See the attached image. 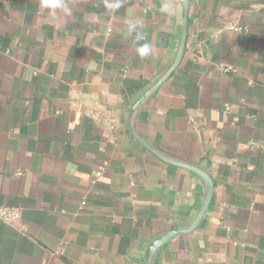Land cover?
Returning a JSON list of instances; mask_svg holds the SVG:
<instances>
[{"label":"crops","instance_id":"crops-1","mask_svg":"<svg viewBox=\"0 0 264 264\" xmlns=\"http://www.w3.org/2000/svg\"><path fill=\"white\" fill-rule=\"evenodd\" d=\"M68 2L70 17L0 0V204L19 209L0 223V264H126L200 196L190 173L124 126L127 102L166 58L179 2ZM188 2L184 56L139 129L194 160L211 150L216 185L207 226L177 237L165 264H264V0ZM132 18L145 40L126 35ZM233 20L248 31L223 28ZM144 42L153 54L142 59Z\"/></svg>","mask_w":264,"mask_h":264},{"label":"water","instance_id":"water-1","mask_svg":"<svg viewBox=\"0 0 264 264\" xmlns=\"http://www.w3.org/2000/svg\"><path fill=\"white\" fill-rule=\"evenodd\" d=\"M180 8L174 17L169 49L164 62L154 75L141 86L127 102L124 110V126L128 134L160 162L190 173L200 185L197 206L190 216L168 218L167 223L153 232L149 240L133 251L126 264H165L169 259L172 242L179 236H193L207 226L214 202L216 181L210 168V153L202 154L201 160L184 157L169 151L139 129L140 119L154 96L175 72L184 56L190 27L189 2L177 0ZM175 190V187H171Z\"/></svg>","mask_w":264,"mask_h":264},{"label":"clouds","instance_id":"clouds-1","mask_svg":"<svg viewBox=\"0 0 264 264\" xmlns=\"http://www.w3.org/2000/svg\"><path fill=\"white\" fill-rule=\"evenodd\" d=\"M41 7L49 9L53 15L59 10L65 17L72 15V8L68 0H40ZM125 0H103V7L112 12L118 11L124 6ZM169 5L165 4L162 11H166ZM144 22L139 18L129 19L126 25V35L134 36V39L139 42L145 40V33L143 32ZM136 55L140 58H148L153 54L152 45L148 42L138 43L135 48Z\"/></svg>","mask_w":264,"mask_h":264},{"label":"built area","instance_id":"built-area-1","mask_svg":"<svg viewBox=\"0 0 264 264\" xmlns=\"http://www.w3.org/2000/svg\"><path fill=\"white\" fill-rule=\"evenodd\" d=\"M223 28L228 31L233 32H247L248 28L245 25H242L238 20L228 21L223 25ZM111 30L108 29V32ZM225 72H236L235 68H232L230 66H226L222 68ZM225 111L229 112L231 110V106L229 104L224 105ZM84 204V202H82ZM19 217V209L14 206H8V205H1L0 204V223L4 224H14Z\"/></svg>","mask_w":264,"mask_h":264}]
</instances>
